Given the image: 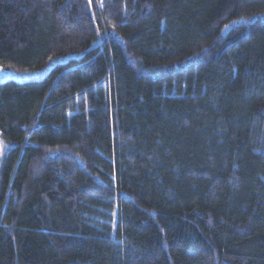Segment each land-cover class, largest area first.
Here are the masks:
<instances>
[{
  "label": "trees",
  "instance_id": "1",
  "mask_svg": "<svg viewBox=\"0 0 264 264\" xmlns=\"http://www.w3.org/2000/svg\"><path fill=\"white\" fill-rule=\"evenodd\" d=\"M0 264H264V0H0Z\"/></svg>",
  "mask_w": 264,
  "mask_h": 264
},
{
  "label": "water",
  "instance_id": "2",
  "mask_svg": "<svg viewBox=\"0 0 264 264\" xmlns=\"http://www.w3.org/2000/svg\"><path fill=\"white\" fill-rule=\"evenodd\" d=\"M59 63V60L50 61L45 69L38 73H19L11 69H6L0 66V87L8 84L15 83L17 85H24L29 83H36L42 81L49 74L50 67L55 66ZM1 154V145H0Z\"/></svg>",
  "mask_w": 264,
  "mask_h": 264
}]
</instances>
